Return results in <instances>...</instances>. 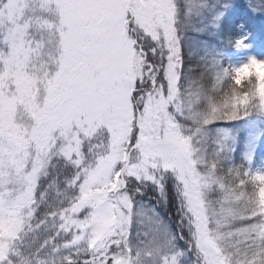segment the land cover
<instances>
[{
    "label": "snow or ice",
    "instance_id": "snow-or-ice-1",
    "mask_svg": "<svg viewBox=\"0 0 264 264\" xmlns=\"http://www.w3.org/2000/svg\"><path fill=\"white\" fill-rule=\"evenodd\" d=\"M215 3L0 0V264H264V172L224 167L210 128L264 113V74L241 76L264 60L203 42L192 78ZM169 182L179 236L136 199Z\"/></svg>",
    "mask_w": 264,
    "mask_h": 264
},
{
    "label": "rangeland",
    "instance_id": "rangeland-1",
    "mask_svg": "<svg viewBox=\"0 0 264 264\" xmlns=\"http://www.w3.org/2000/svg\"><path fill=\"white\" fill-rule=\"evenodd\" d=\"M213 2L215 3V0ZM242 7L244 8L242 9ZM215 13H222V15L208 29V34L196 36L193 33L195 43L192 47L194 55L198 59L200 56L205 55L203 42H207V49L219 55L223 67L229 65L239 66L241 63L246 62L250 56L264 60V12H253L249 7V0H219V3H215ZM241 37H247L245 40L248 45L247 48H236L234 46L235 41ZM202 66L204 73L209 78L210 69L205 68L203 63ZM187 124L189 127L192 126L190 121ZM210 128L217 133L227 131L230 134L221 160L224 167L244 166L252 172H264V113L253 112L249 117L234 121L217 122L211 125ZM254 190L255 188L251 183L246 186V191L249 193ZM217 195V193H214L213 198H216ZM136 199L150 208L154 207L159 216L171 226L173 232L177 236L181 234L178 233V230H175L178 228V224L173 225L165 210L171 204L170 212L176 218L177 223L179 222L177 201L171 182L168 184L166 204L160 200L159 194L151 187L147 190L146 195L137 196ZM148 225L149 222L145 219L144 226L147 227ZM138 227L139 225L134 223V242ZM183 234L187 236L186 229L183 230ZM178 244L181 248L185 247L182 240H178ZM188 259L191 260L194 257L189 254Z\"/></svg>",
    "mask_w": 264,
    "mask_h": 264
},
{
    "label": "trees",
    "instance_id": "trees-1",
    "mask_svg": "<svg viewBox=\"0 0 264 264\" xmlns=\"http://www.w3.org/2000/svg\"><path fill=\"white\" fill-rule=\"evenodd\" d=\"M244 7H242V9H243ZM187 35L190 37V38H192V37H195L194 36V34H193V32H191V31H189L188 33H187ZM187 52H188V49H186L185 50V54L187 55ZM197 56H193V59H192V64L193 65H197V67L195 68V70H194V72H193V74H192V78L193 79H195V80H199L200 79V73L201 72H204L203 70H204V68H203V66H202V63H201V61L198 59V57L196 58ZM208 80H209V78L206 76V74L204 75V78H203V83L207 86L208 85ZM172 207H174V206H172ZM164 208H165V206H164ZM173 209H175V207L173 208ZM165 210H166V212L168 213V216L170 217V219H171V222L173 223V225L174 226H176L178 223H177V220H176V218L172 215V213L170 212L171 211V204H170V206H169V208L168 207H166L165 208ZM176 231L178 230V233L180 234L181 232L179 231V229L178 228H176L175 229Z\"/></svg>",
    "mask_w": 264,
    "mask_h": 264
},
{
    "label": "clouds",
    "instance_id": "clouds-1",
    "mask_svg": "<svg viewBox=\"0 0 264 264\" xmlns=\"http://www.w3.org/2000/svg\"><path fill=\"white\" fill-rule=\"evenodd\" d=\"M249 72H255L257 74H264V65H262L260 63H255V64H250L246 67L241 68V76H245ZM250 87H251V85H248L243 90H249ZM231 88H232V86L229 83V85L225 89V92L230 94ZM243 90H240V91H243ZM217 99H218V101L222 102L223 101V95L218 96Z\"/></svg>",
    "mask_w": 264,
    "mask_h": 264
}]
</instances>
